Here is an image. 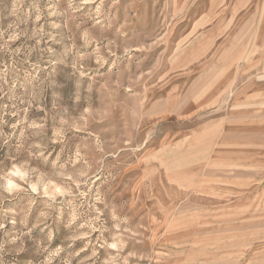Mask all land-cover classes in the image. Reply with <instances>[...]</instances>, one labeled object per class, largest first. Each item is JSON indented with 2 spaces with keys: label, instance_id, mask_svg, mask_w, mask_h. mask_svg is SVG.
Here are the masks:
<instances>
[{
  "label": "rangeland",
  "instance_id": "obj_1",
  "mask_svg": "<svg viewBox=\"0 0 264 264\" xmlns=\"http://www.w3.org/2000/svg\"><path fill=\"white\" fill-rule=\"evenodd\" d=\"M0 264H264V0H0Z\"/></svg>",
  "mask_w": 264,
  "mask_h": 264
},
{
  "label": "clouds",
  "instance_id": "obj_2",
  "mask_svg": "<svg viewBox=\"0 0 264 264\" xmlns=\"http://www.w3.org/2000/svg\"><path fill=\"white\" fill-rule=\"evenodd\" d=\"M11 175L18 176L20 179H24V177L26 176V173H20V172L14 171V172L11 173ZM16 188H18V185L16 184V182L14 180H12V179H7L6 180V183H5V190L6 191L12 192Z\"/></svg>",
  "mask_w": 264,
  "mask_h": 264
}]
</instances>
